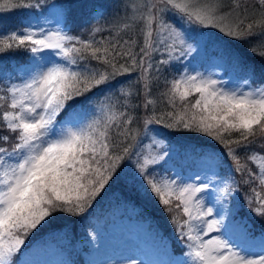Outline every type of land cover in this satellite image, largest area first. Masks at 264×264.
<instances>
[{"label":"snow or ice","instance_id":"obj_1","mask_svg":"<svg viewBox=\"0 0 264 264\" xmlns=\"http://www.w3.org/2000/svg\"><path fill=\"white\" fill-rule=\"evenodd\" d=\"M41 7V0H0V10ZM143 7L141 11L134 6L122 25L131 29L142 24L139 45L134 38H117L120 25L115 36L110 32L99 41L31 26L0 33V53L28 54L21 82L9 83L0 94V124L14 139L9 148L5 145L10 137L0 135V264H43L26 258L29 237L56 213L88 214L124 167L133 169L144 195L150 194L170 214L177 242L185 249L179 259L129 258L127 264H264V233L254 243L250 227L243 218L237 220L230 206L240 196L246 208L264 220V83L251 86L254 66L228 46L246 43L255 53L252 39L264 41V0H153ZM194 28L216 29L227 38L221 55L246 73L243 83L248 90L226 89L216 79L183 74L162 94L172 111L145 118L143 133L129 127L134 122V95L143 92L145 97L137 108L155 103L147 98L153 54L166 53L158 63L167 65L195 52L189 43ZM206 35L199 32L197 45ZM257 54L264 58V53ZM133 80L138 85L135 93L128 90ZM194 95L197 98L189 101ZM100 96L104 101L95 106ZM117 105L128 110L118 111ZM149 125L207 137L211 144L192 146L203 172L191 177L192 182L160 174L157 166L169 153L156 137L166 134L153 128L155 136H150ZM140 135L149 143L138 145ZM238 149L256 172L242 162ZM225 169L229 176L240 173L241 181L229 182L222 174ZM240 183L249 186L246 193L240 192ZM178 214L185 219L178 220ZM234 232L240 242L233 239ZM89 237L96 239L94 233Z\"/></svg>","mask_w":264,"mask_h":264},{"label":"trees","instance_id":"obj_2","mask_svg":"<svg viewBox=\"0 0 264 264\" xmlns=\"http://www.w3.org/2000/svg\"><path fill=\"white\" fill-rule=\"evenodd\" d=\"M134 1L136 0H104V2H101V4L104 5L103 10L99 14H93V9L96 5L94 0H41L43 7L37 10H0V33H9L25 27V20L27 21V19L31 17V14H38L42 11L46 12L48 8L55 3L68 11L66 12V19L64 23L65 31L68 34L79 36L81 39H94L99 41L102 38L109 37L110 32L113 36H115L117 34V25H120L121 27L117 38H134L137 40L139 45L143 40V36L140 33L142 24L137 22L131 29H123L122 27L123 23L127 22V18L133 11L129 10L125 4L126 2L128 3ZM225 3H228V0H225ZM249 3L254 4L255 0H249ZM139 10L143 11L144 8ZM249 11H251V8ZM96 28H100L101 31L94 33L93 30ZM203 31L207 33L205 38H208L209 41L218 40L224 43L226 42L227 38L223 37L221 34L213 32L209 29H203ZM214 34L217 35L215 36ZM214 43L213 53L215 55H221L224 46L219 45L216 41H214ZM252 44H255V53L249 50L250 46L246 43L229 42L228 46L233 48L241 56L242 60L254 66L255 73L254 78L251 79V81L253 87H256L260 83H264V58L257 54L264 53V41H258L257 38L254 37L252 39ZM211 56L212 55L209 57ZM156 58L162 60L165 56H156ZM225 58L228 59L227 57ZM27 62L28 54L23 50L0 53V94H3L2 90L5 89L9 83L18 81V78L16 77L17 75L15 74V68L27 64ZM152 62L154 64V70L149 74L151 77L152 88L151 94L147 98L155 101V103L150 105L148 108H137L136 106L142 105L145 99L143 92H140L138 96L134 95V97L130 100V106L132 109L130 114L134 117V122L129 127L140 129L141 133H143V121L145 118L151 115L159 116L164 111H172V109L167 105V97L162 94L168 91L170 86L169 82L173 79H177V75L180 71L177 68V64H169L170 66H168V64L160 65L154 60V58L152 59ZM95 63V61H92V64ZM202 63H204V59ZM155 67H159L160 71L156 72ZM136 75V73H132L133 77H136ZM119 79L124 78L120 77ZM130 84L132 86L128 90L135 93L138 85L135 80L130 81ZM93 91H97V89H93ZM196 98L197 96L194 95L190 96L188 99L189 101H194ZM103 101V96L98 97L95 106H99ZM116 108L118 111L128 110L120 107L119 105H117ZM3 110H7L6 104ZM148 128L150 136H155V133L151 131L153 128L166 134L156 138L162 139L164 141V145L168 149H173L176 152L178 158L173 159L174 163L175 160H185L186 158H188V160L191 159L194 153L192 151V146L212 143L207 137H203L197 133L167 129L163 125H149ZM0 135H7L10 137L7 145H5L10 148L12 143H14V139L12 134H10L3 127V124H0ZM141 141L149 143L143 135L137 137L138 145ZM117 142H119V138H117ZM153 149H156L155 145H153ZM256 150L259 151L258 149ZM238 153L241 155L242 162H246L248 167L253 172H256L257 168L252 162L246 160L243 150L238 149ZM157 170L159 171L158 167ZM222 174L227 175V170L225 169ZM230 176L237 182L241 181L240 173H232ZM248 188V185L240 183L241 193H246ZM114 194L119 196L114 198L118 207L111 211L113 205L111 203L105 204V202H110L111 199L106 200V198H111ZM235 200L238 207V213L243 218L244 222L250 227L252 234L254 236H259V234L264 233V220L251 214L244 205L243 199L240 196H237ZM92 209L96 212L99 210L97 213L102 214L108 212V214H105L106 216H109L111 212L114 213L117 210L122 211L123 213L128 212V214L133 212V216H131V218H137L139 220L142 231L152 233L155 238H159L163 242L165 241V245H170V248L177 253H184L185 251V249H183L177 242L173 226L169 222L170 214L165 212L163 207L155 199H153L150 194L147 196L144 195L143 189L140 188L139 182L136 180L131 167H124L123 172L119 175V178H114V180L110 182L109 186L106 187L105 191L97 198V201L94 202ZM92 209H90L89 213L85 214V216L90 213L92 214ZM174 211L176 213L180 212L179 209ZM54 216L55 218H49L50 222L46 227L38 229L34 232L33 235L29 237V241L26 242V244L29 245L38 237H46L47 235H53L61 239L63 237L62 232H66L67 228H71L72 231H75L72 235L74 239H77L79 236L83 235L82 233L84 231L86 232V228L90 225L89 221L84 219L85 216L73 217L67 213H56ZM177 219L182 221L185 217H183L182 214H178ZM80 227H82L81 230ZM66 233L69 235L68 231ZM62 244L70 253L74 251V247H72L74 242L68 244V241H66ZM80 258L81 254H79V259Z\"/></svg>","mask_w":264,"mask_h":264},{"label":"rangeland","instance_id":"obj_3","mask_svg":"<svg viewBox=\"0 0 264 264\" xmlns=\"http://www.w3.org/2000/svg\"><path fill=\"white\" fill-rule=\"evenodd\" d=\"M102 1L104 2V0H94L96 5L93 9V14H99L103 10L104 5L101 4ZM152 2L153 0H136L134 2H126L125 6H127L129 10H134V6L143 9L145 4H150ZM43 12L44 11L38 14H31V17L27 19V21L25 20V27L31 26L37 31L41 28L46 31H65L64 23L66 12L68 11L54 3L46 12ZM166 19L169 18L166 17ZM206 29L220 34L216 29ZM200 31H203V29L194 28L191 33L193 39L189 40V43L193 44L197 50L188 56L182 57L179 61L170 63L174 65L177 64V68L180 70L177 78L183 74H199L205 78L220 81L226 89L240 88L247 91L248 86L243 83L246 73L234 68L225 56L219 54L215 55L213 53L214 41L222 46H225V43L218 40L209 41L208 38L204 37L197 45L196 40L199 38ZM214 35L216 36L217 34ZM210 55L212 56L209 57ZM156 56H165L164 59L167 58L166 53H154L153 58L156 62L159 61V58H156ZM203 59L204 63H202ZM168 66L170 65L168 64ZM26 67L27 64H24L15 68L18 81L13 83L19 84L21 82V79L26 74ZM249 83L253 87L251 80ZM165 149H167L169 155L165 158V161H162L161 164L157 166L159 168L158 172L163 176L174 178L178 182H192L191 177L196 176L198 172H203V166L198 156L194 157L191 161H186L182 166L176 167L173 159H177L178 155H176L173 149H168L166 146ZM165 149H160V151ZM153 150L155 151L156 149ZM224 176L231 182L232 179L230 180L228 175ZM220 178L221 177H217L216 179L219 180ZM117 196L118 195L114 194L113 197L106 198V200L111 199L110 202H105V204L111 203L113 205L111 211L118 207L114 199L115 197L117 198ZM213 199H215V195ZM208 206L211 205L209 204ZM230 206L234 207L237 212L236 218L240 220L242 217L238 213L236 200H234ZM217 207H219V205ZM98 211L99 210H97V212ZM99 214L100 213H97L90 217V213L84 217L85 220L91 221V227H89L86 232L84 231L82 233L83 235L79 236L77 239L73 238L72 233L74 234L75 231H72L71 228H67L69 235L66 233L67 231L62 232L63 237L61 239L53 235H47L32 245L26 254V258L43 262V264H63L64 261H69L71 264H91L92 261L94 264H107V262L108 264H127L129 258H137L144 262H160L170 258L179 259L182 257L183 252L174 253L170 245L167 247L159 238H155L152 233L146 234L140 230L139 220L137 218H131L133 212L128 214V212L123 213L117 210L114 213L111 212L108 218H105V214H108V212L102 215ZM81 229L82 227H80V230ZM93 232L97 236V241L94 242L89 237V233ZM211 235H216V233H212ZM260 235L261 234H259V236ZM257 236H255L257 240L254 241V243H258L259 236ZM207 238L208 237H205V239ZM233 239L240 242L239 236L235 232L233 233ZM66 241H68V244L74 242L72 245L74 251L72 253L66 250L65 246L62 244ZM79 254H81L80 259ZM184 258L188 259L187 257Z\"/></svg>","mask_w":264,"mask_h":264}]
</instances>
